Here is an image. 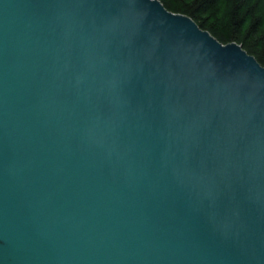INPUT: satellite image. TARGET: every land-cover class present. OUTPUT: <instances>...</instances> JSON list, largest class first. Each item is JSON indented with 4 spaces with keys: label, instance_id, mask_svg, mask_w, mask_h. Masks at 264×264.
<instances>
[{
    "label": "water",
    "instance_id": "95a60500",
    "mask_svg": "<svg viewBox=\"0 0 264 264\" xmlns=\"http://www.w3.org/2000/svg\"><path fill=\"white\" fill-rule=\"evenodd\" d=\"M0 264H264V66L160 0H0Z\"/></svg>",
    "mask_w": 264,
    "mask_h": 264
},
{
    "label": "trees",
    "instance_id": "16d2710c",
    "mask_svg": "<svg viewBox=\"0 0 264 264\" xmlns=\"http://www.w3.org/2000/svg\"><path fill=\"white\" fill-rule=\"evenodd\" d=\"M223 44L238 43L264 66V0H160Z\"/></svg>",
    "mask_w": 264,
    "mask_h": 264
}]
</instances>
